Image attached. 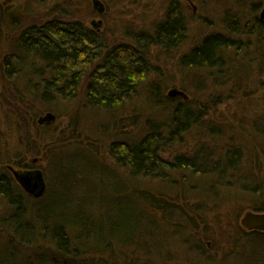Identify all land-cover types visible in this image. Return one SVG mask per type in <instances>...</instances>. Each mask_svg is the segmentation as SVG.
I'll return each mask as SVG.
<instances>
[{"label": "trees", "instance_id": "trees-1", "mask_svg": "<svg viewBox=\"0 0 264 264\" xmlns=\"http://www.w3.org/2000/svg\"><path fill=\"white\" fill-rule=\"evenodd\" d=\"M168 1L151 32L131 31L129 28L126 33L129 41H116L108 47L104 35L97 29L85 26L80 20H64L60 16L66 17L67 11L59 8L52 10L60 16L57 14L22 31L16 42V47L20 48L8 55L10 58L5 61V69L2 66L3 72L15 70L22 80V83L18 79L14 83L11 76H6L8 79L3 76L14 84L6 99L10 100L14 93L17 97L16 105L8 101L10 107L17 108L11 114L12 119L24 118V112L29 111V104L32 100L37 101L36 98L43 105L37 107L38 112L51 110L56 117L72 116V106L77 109L79 106L74 105V98L81 90V107L102 115L104 120L99 124L109 129L108 134L112 136L109 155L122 174L128 173V177H116L114 172L109 174L104 166L96 169L92 158L80 152L81 159L88 161L85 166L105 176L86 177L83 170L77 169V164L74 167L68 163L73 171L68 170L69 166L62 164V160L68 162L67 153L58 152L48 161L53 172L56 171L54 179L61 191L60 197L52 203L44 194L35 198L18 193L15 187L18 185L12 177H0V196L7 203V209L0 217V264H141L139 259L148 262V257L153 254L170 253L163 261L166 264L167 259L175 255L173 247H177L169 239L177 237L184 245L190 243L188 238H195L201 258L204 252L200 242L206 238L213 241L215 233L226 228L218 225L220 228L216 229L214 224L208 223V211L197 203L198 200L193 204L195 212H188L185 206L190 200H185L180 191L168 193L156 189L151 192L147 187L149 180L172 183L167 172L182 171L201 178L214 174L219 179L210 182L217 187L212 191L214 200L224 189L240 183L242 189L249 191L246 193L259 199L250 209L264 211V166L259 168L260 175L251 177L253 187H250L244 183L249 176L244 171V155L237 148L227 149L225 154L207 148L189 155L174 153L172 158L164 157L165 153L172 152L175 144H182L185 133L194 127L201 129L198 126H205L202 118L207 115V110L197 102L165 95L164 79L155 65H151V48L171 52L187 38L188 23L184 10L178 0ZM229 3L222 17L225 30L203 36L179 56L181 67L209 71L214 82L219 76L236 71L234 67L231 69L226 53L241 48L244 40L254 48L255 62L264 61V19L256 12L259 1L252 5L256 14L250 19L235 11L236 3H240L238 0ZM240 24L243 25L240 27ZM240 37L245 39H235ZM21 48L23 53L18 54ZM14 60H19L22 66L12 68ZM25 66L30 76L24 72ZM60 102L66 104L56 111L59 105H63ZM76 116L75 112L72 118ZM72 123L70 130L77 133L73 137H81L80 124L77 121ZM255 127L264 136V124ZM90 142V138L82 140L85 148L94 147L89 145ZM81 159L79 162L84 165ZM79 174L85 177H77ZM131 177L135 179L132 186L129 185ZM139 179L146 183H139ZM180 195L181 202H177L176 196ZM177 208L179 210L173 212L172 209ZM233 230L249 244L241 242L243 247L236 252L232 238L237 236H230V245L216 264L225 261L228 264L229 260L231 263L238 260L239 264H264V232L244 230L240 226ZM186 250L181 253L180 260L177 257L169 260H174L175 264H198L192 259L195 254Z\"/></svg>", "mask_w": 264, "mask_h": 264}, {"label": "rangeland", "instance_id": "rangeland-1", "mask_svg": "<svg viewBox=\"0 0 264 264\" xmlns=\"http://www.w3.org/2000/svg\"><path fill=\"white\" fill-rule=\"evenodd\" d=\"M101 1L105 7L103 13H98L93 8L92 0H0V177H12L20 188L15 185L18 193L21 192L22 194L33 196L14 179L12 175L13 169L18 172L22 171V173L40 171L45 182L44 196L48 199V202H56L58 196L60 197L61 195V191L55 183L56 171L53 172L52 165L49 162L51 161L50 158H54L58 152L67 153L68 162L62 160V164L69 166L70 169L68 170L73 171L68 163L74 167L77 164L79 166L77 169L83 170L86 177L105 176H102L97 170L85 166L88 161L81 159L82 153L80 152H84L92 158L91 162L96 163V169L98 166H104L109 174L114 172L113 174L116 177H128V173L122 174L123 172L117 168L109 155L108 150L112 136L108 134L109 129L106 130V127H101L99 124L104 120L102 115L95 113L92 109L88 110L81 107L83 102L79 100L82 98L81 90H79V96L74 98L76 101H73L74 105H79L78 109L72 106L73 115L75 112L77 113L75 119L72 118L73 115L69 116L68 114L56 117L57 114L55 115L51 110L38 112L37 107L43 105L37 98V101L32 100L29 104V111L24 112L26 114L24 118L12 119L11 114L17 108L10 107L8 101L14 105L17 97L14 93L10 100H8L9 98L6 99L9 96V91L13 90L14 86L12 81L6 80L8 79L6 76H11L14 83H16L17 79L22 83V80L17 77L15 70L3 72V68L5 69L6 67L5 61L10 58L8 56L10 51H18L20 47H16V42L26 27L33 24H41L55 16H60L52 8H59L61 11L66 10L68 15L66 17L60 16L64 20H66L65 18L80 20L85 26L97 29L101 35H104L105 41H107L106 46L108 47L116 41H129L126 37V33H129L127 32L129 28L131 31L144 30V32H151L152 26L160 20L168 4L167 2H169L168 0ZM178 1L187 18V38L179 48L171 50V52L164 53L162 49L151 48L150 62L151 65H155L158 73L164 79L165 95L169 89L174 87L183 90L188 94L187 99L191 100L192 103L197 102L202 109L207 110V115L202 118L205 126H198L201 129L194 127L185 133L182 136V144H175L172 152L165 153L164 157L172 158L174 153L189 155L200 149L205 151L207 148L210 151L216 150L221 154H225L227 149L237 148V151H241L244 155V171L249 176L244 183L253 187L251 186L252 183H250L252 181L251 177L254 174L260 175L261 171L259 168L261 169L264 166V136L258 133V129L255 127L256 125L264 124V61L255 62L254 48L252 46L249 47V41L244 40L241 48L237 50L233 48L231 52L226 53L228 54L226 56L227 61L232 66L231 69L235 68L236 71H230L228 76H219L215 82L213 74H210L209 71H192L181 67L179 65V56L182 53L197 44L203 36L212 31L223 32L225 30L222 24V17L224 16L223 11L226 10L225 7L230 4V0H213L206 3L199 0ZM238 1L240 3H236L237 8L235 11H239L242 16L248 19L254 18L256 14L253 12L255 11L254 9L252 11V5H256L259 1L256 11L257 15H259L264 4V0ZM65 4L66 7H64ZM234 12L232 11V15H235ZM242 25L240 24V27ZM235 39L240 41V39L243 40L245 38ZM21 53H23L22 48L18 54ZM26 68L27 66H25L24 72L30 76ZM190 72H195L196 74ZM4 86L7 88H4ZM185 88L187 91H185ZM220 102L222 103L217 106ZM60 103L63 104V102ZM65 104L59 105L58 110L54 109L59 111L64 108ZM67 105L71 106V103L67 102ZM46 115L52 116V118L39 120L47 117ZM72 121H77L80 124L78 128L80 127L82 130V132H79L81 137L76 135L73 137L77 133L70 130V126L73 124ZM87 138L91 140L89 145L92 144L94 147L85 148L82 140ZM95 139H98V141L96 142ZM80 159L84 162V165L79 162ZM8 166L14 167L12 171H10ZM62 172H65V170ZM167 176L170 177L172 183L160 179L149 180L147 181V187L151 192L156 189L168 193L180 191L185 195V200H190L185 206L188 212H192L193 204H196L198 200L197 203L204 205V210L208 211L206 212L208 213V223L214 224L215 226L213 227L216 229L220 228L218 225H223L226 228L223 232L217 231L213 241L210 238H206L200 242L201 249L204 252L201 258L199 257L201 255H198L199 253L197 252L198 246H196L197 240L195 238H188L190 242L188 245H184L180 241V237L169 239L171 244L177 246L172 249V251H175V255L169 258L176 259L177 257L180 260L182 258L181 253L187 249L193 253L192 255L195 254L194 258H192L195 263L216 264L222 253L230 245L229 237L238 235L233 230L234 227L240 226L242 229L247 230L243 227L241 218L246 211L251 210L250 208L253 204L259 202V199L246 193L249 191L242 189L240 183L234 186L231 185L229 189H224L216 200L212 199V191H215L217 187H215L214 183H211L219 180L214 174L202 176L201 178V176H194L180 171L167 172ZM77 177H85V175L79 174ZM241 179L242 181L245 180L243 177ZM134 180L131 177L129 180L130 186L135 184ZM138 182L143 183L145 181L139 179ZM207 188L211 194H209ZM179 200L181 202V195L180 197L176 196V201L179 202ZM27 202L32 204L29 199H27ZM6 206V201L0 196L1 218L7 209ZM172 210L177 212L179 208ZM222 210L224 211L218 212ZM180 222L181 224L183 223L182 221ZM191 233L194 232L191 231ZM241 242H244L245 245L249 244L248 241L243 240L239 236L232 238V246L236 252L243 247ZM169 249V252H171V246ZM169 254H153L148 257V262L143 259L138 261L141 264H163ZM169 258L166 264H175L174 260H169ZM229 262L228 264L240 263L238 260L234 263H231V260ZM224 264H226V261Z\"/></svg>", "mask_w": 264, "mask_h": 264}, {"label": "water", "instance_id": "water-1", "mask_svg": "<svg viewBox=\"0 0 264 264\" xmlns=\"http://www.w3.org/2000/svg\"><path fill=\"white\" fill-rule=\"evenodd\" d=\"M92 6L98 13L104 12L105 7L101 0H92ZM259 16L261 19H264V4ZM166 95L170 98L180 96L183 99H187V94H185L183 90L177 89L175 87L169 89ZM50 118H52V116L44 117L42 120H47ZM41 174V172H36L34 174H15V176L28 193L33 194L34 196H39L44 192L45 189V182ZM241 223L247 230L264 231V211H246L241 218Z\"/></svg>", "mask_w": 264, "mask_h": 264}, {"label": "bare ground", "instance_id": "bare-ground-1", "mask_svg": "<svg viewBox=\"0 0 264 264\" xmlns=\"http://www.w3.org/2000/svg\"><path fill=\"white\" fill-rule=\"evenodd\" d=\"M14 52V50H11L10 51V54H12ZM19 65H20V63H19V60L17 61V60H14V61H12V64H11V66H12V68H19ZM20 66H22V65H20ZM40 66V65H39ZM21 70H22V68H21ZM48 115V114H47ZM46 115V116H47ZM40 121H42V118L41 119H39ZM48 120V119H47ZM26 173H29L30 174V172H21V174H26ZM36 173V172H35ZM42 175V174H41ZM42 177H43V175H42ZM15 179H16V177H15ZM18 181V180H17ZM19 182V181H18ZM20 183V182H19ZM20 185H21V183H20ZM22 186V185H21ZM23 187V186H22ZM24 189V188H23ZM25 190V189H24ZM44 191H45V189H44ZM44 194V192L41 194V195H39V196H35V197H40V196H42ZM33 195V194H32ZM34 196V195H33Z\"/></svg>", "mask_w": 264, "mask_h": 264}, {"label": "flooded vegetation", "instance_id": "flooded-vegetation-1", "mask_svg": "<svg viewBox=\"0 0 264 264\" xmlns=\"http://www.w3.org/2000/svg\"><path fill=\"white\" fill-rule=\"evenodd\" d=\"M8 167H10V171H12V169L14 168V167H12V166H8ZM13 171H14V172L12 173L13 177H16L15 174H18V175H19V174H21V172H22V171H19V172H18V171H16L15 169H13ZM15 172H16V173H15Z\"/></svg>", "mask_w": 264, "mask_h": 264}]
</instances>
